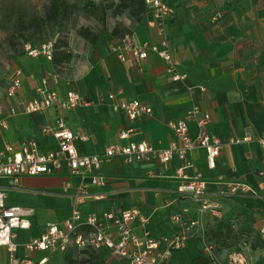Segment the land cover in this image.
Masks as SVG:
<instances>
[{
	"label": "crops",
	"instance_id": "1",
	"mask_svg": "<svg viewBox=\"0 0 264 264\" xmlns=\"http://www.w3.org/2000/svg\"><path fill=\"white\" fill-rule=\"evenodd\" d=\"M168 1L174 13L166 22L165 33L159 32L148 10L128 34L138 44L161 46L167 39L185 77L172 79L152 51L147 58L137 60L129 53L120 58L109 46L91 45L83 54L67 43L63 48L71 52L69 60L18 56L16 66L22 69V86L17 97H8L6 90L0 94L7 121V126L0 128V152L9 143L20 147L26 138L35 139L40 149H56L57 138L43 128L55 126L58 120L80 136L76 143L81 152L101 154L112 143L140 140L165 148L175 139L169 120L187 117V111L197 105L210 117L208 131L222 142L215 167L208 165L203 147L193 148L186 158L174 157L168 162L151 154L132 162L113 156L101 167L105 184L89 186L91 193L106 196L87 198L80 203V209L87 214L138 207L150 217L155 235L172 234L179 227L172 214L185 206L192 213L196 208L191 196L178 190L184 178L176 174L177 166L191 160L193 166L186 169L188 176L200 172L207 190L220 193L223 214L238 215L246 231L258 233L261 239L264 188L258 171L264 150L259 141L264 132V0ZM44 78L61 94L75 90L92 103L26 112L23 103L37 94ZM115 90H121L115 100L137 98L149 104L152 112L131 121L124 111L113 108L111 100L98 101L100 95ZM129 126L133 130L121 138L119 132ZM200 128L196 119L190 120L191 135ZM68 178L72 186L65 188L63 183ZM228 181L246 182L255 192L239 189L230 196L223 195L228 192ZM78 183L79 176L71 175L67 164L51 174L0 177L6 204L32 209L30 228L16 230L17 256H30L35 261L48 258L50 251L30 252L25 243L45 231L46 225L39 221L43 211L51 218L49 222H60L70 215ZM256 247L263 250L259 244ZM175 258L173 252V262ZM0 264H11L6 245H0Z\"/></svg>",
	"mask_w": 264,
	"mask_h": 264
},
{
	"label": "built area",
	"instance_id": "2",
	"mask_svg": "<svg viewBox=\"0 0 264 264\" xmlns=\"http://www.w3.org/2000/svg\"><path fill=\"white\" fill-rule=\"evenodd\" d=\"M148 9L154 15V24L159 32L166 30V22L172 17L174 10L168 0H146ZM24 51L30 57H42L52 60L54 54V40H47L38 45L31 42L24 43ZM110 50L116 52L120 58L126 53L131 54L137 60L147 58L154 52L163 62L167 74L172 79H180L186 76L180 72L178 61L174 58L168 41L165 39L161 46L147 42L136 43L129 34L110 45ZM54 82L57 79L54 77ZM22 86V69L14 67L10 74V82L6 88V95L16 98ZM37 94L23 103L26 112L45 110L51 107L71 109L79 105H90L91 100L84 98L78 91L69 90L61 94L56 86H48V79H43V86L37 88ZM121 90L100 95L99 102L107 99L112 101L115 110L124 111L133 121L139 115L152 112V107L137 98H122L115 100ZM11 110L15 112L16 108ZM196 119L200 124V131L196 135L189 132V122ZM209 115L197 105L187 111V117L171 119L169 127L175 135V139L165 148H156L146 140L130 141L126 144L112 143L101 154L81 152L76 140L80 138L73 130L66 127L61 120L55 126L46 125L44 131L52 132L57 138L56 149H40L33 138L24 139L20 147L7 144L0 152V177L10 176L15 179L20 176L51 174L61 171L64 164L68 165L71 175L79 176V183L75 186L71 213L60 222L51 221L45 226V231L38 236L31 237L25 247L30 252L36 251H63L71 244L79 248L92 246L95 248L105 246L113 255L119 256L125 264H177L173 262L172 254L176 250L187 248L190 239L196 234L201 235L205 241L204 232H200L203 218L206 214L216 216L223 215L224 203L220 193L216 195L207 190L206 180L200 172L188 176L186 169L193 166L191 160L177 166L176 174L181 176L182 182L178 190L188 194L196 204L192 210L188 206L172 214V219L179 224L176 232L157 236L150 227V217L138 207H125L122 209H109L101 213L84 214L80 209V203L87 198H102L106 195L93 194L90 185L102 186L106 182L101 173L102 164L113 156H122L125 161L132 162L136 159H144L150 154L158 157L163 162L171 161L174 157L186 158L188 152L195 147H203L207 153L208 165L215 167L220 155L222 142L207 129ZM7 126L4 117V104L0 100V128ZM133 130V126L122 129L119 132L121 138H126ZM250 136L247 135L246 138ZM259 141L264 146V132L260 134ZM262 165L258 173L262 176L261 183L264 188V150L262 152ZM65 188L72 186L71 179H65ZM228 192L223 195L230 196L239 189L247 192H255V189L241 181H228ZM32 209L23 205H9L4 201V192L0 190V245H6L10 252L11 264H45L47 257L35 261L30 256H17V244L14 241L17 229L30 228L32 222L30 215ZM259 232L264 240V213L259 227ZM214 242L208 241L204 247V253L216 260ZM264 252V246H263ZM227 264H248L240 252H231Z\"/></svg>",
	"mask_w": 264,
	"mask_h": 264
},
{
	"label": "rangeland",
	"instance_id": "3",
	"mask_svg": "<svg viewBox=\"0 0 264 264\" xmlns=\"http://www.w3.org/2000/svg\"><path fill=\"white\" fill-rule=\"evenodd\" d=\"M92 1L98 5L95 13L85 10L87 0H0V94L8 86L17 57L27 55L23 48L25 42L38 45L47 40H67L75 52L85 54L92 44L79 34L81 27L100 30L103 40L100 45L104 46L109 45V34L115 25L131 32L136 20L128 14V9L117 8L121 0ZM54 3L59 11L54 18H49ZM46 214L43 211L39 215V221L45 225L51 219ZM246 230L238 215L206 214L200 227L205 241L196 234L187 248L174 251L175 263L192 264V258L204 253L205 244L213 241L216 260L212 258L209 264H227L229 254L234 251L240 252L248 264H257L260 258L264 260L262 248L253 246L259 244V234ZM45 264H67V261L55 251L48 254Z\"/></svg>",
	"mask_w": 264,
	"mask_h": 264
},
{
	"label": "trees",
	"instance_id": "4",
	"mask_svg": "<svg viewBox=\"0 0 264 264\" xmlns=\"http://www.w3.org/2000/svg\"><path fill=\"white\" fill-rule=\"evenodd\" d=\"M119 7L128 9V14L136 21H140L149 10L146 0H121V3L118 4L117 8ZM97 8V4L92 0H87L85 4V10L87 12L95 13ZM117 8L115 11H117ZM51 9H53V12L50 11L49 18H54L59 10H57L55 3L52 5ZM64 13L65 11H63V15ZM78 32L84 38L89 40L93 46L97 47L103 42L100 30L95 31L91 27L85 26L79 28ZM128 33L129 31L126 28H120L119 25H115L109 34L110 43L108 46L110 47L112 43L123 38ZM67 43V40H54L55 49L52 61H64L71 58V52H65L63 48ZM259 245L264 246V240L262 238L260 239V236ZM254 246H257V244H254ZM58 252L64 255L67 264H125L123 259L119 256L113 255L110 249L105 246L98 248L92 246L79 248L75 244H71L67 249ZM210 260L211 259L208 255L201 253L194 256L191 262L192 264H209ZM257 264H264V260L260 258L257 260Z\"/></svg>",
	"mask_w": 264,
	"mask_h": 264
}]
</instances>
